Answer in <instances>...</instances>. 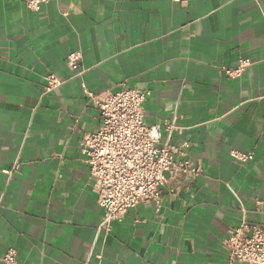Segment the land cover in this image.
<instances>
[{"label": "crops", "instance_id": "obj_1", "mask_svg": "<svg viewBox=\"0 0 264 264\" xmlns=\"http://www.w3.org/2000/svg\"><path fill=\"white\" fill-rule=\"evenodd\" d=\"M76 51L82 75L66 61ZM241 58L251 65L229 76ZM48 72L61 86L45 89ZM123 83L151 91L146 124L199 170L168 174L160 202L106 234L81 152L101 124L84 85ZM232 149L254 159L239 164ZM0 172V258L14 248L19 264H230L229 229L264 224V0H0Z\"/></svg>", "mask_w": 264, "mask_h": 264}, {"label": "built area", "instance_id": "obj_2", "mask_svg": "<svg viewBox=\"0 0 264 264\" xmlns=\"http://www.w3.org/2000/svg\"><path fill=\"white\" fill-rule=\"evenodd\" d=\"M44 1L47 0H26V5L38 10ZM66 61L77 71L76 75L86 71L80 52L69 53ZM251 63L250 59L241 58L238 66L225 68V72L231 77H240ZM45 81L47 91L63 83L54 72H48ZM84 89L89 101L100 111L101 124L85 134L81 152L94 178L98 203L103 210L99 229L108 234L113 222L122 219L129 210L149 200L160 202L161 188L168 174H197L199 168L189 158H176L180 145L173 143L170 136L163 138L161 125L146 124L144 103L150 90L129 87L125 83L117 90L102 93L93 92L85 85ZM175 128L171 124L165 126L169 135ZM181 146L188 143L183 142ZM231 156L239 164L254 159L253 152L237 149L231 150ZM257 203L263 205L264 213V198ZM224 243L230 264H264V224L243 221L232 226ZM0 264H19L17 250L10 248L0 258Z\"/></svg>", "mask_w": 264, "mask_h": 264}]
</instances>
